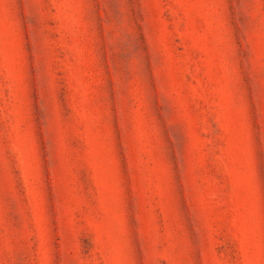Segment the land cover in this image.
Listing matches in <instances>:
<instances>
[{
    "label": "rangeland",
    "instance_id": "obj_1",
    "mask_svg": "<svg viewBox=\"0 0 264 264\" xmlns=\"http://www.w3.org/2000/svg\"><path fill=\"white\" fill-rule=\"evenodd\" d=\"M0 264H264V0H0Z\"/></svg>",
    "mask_w": 264,
    "mask_h": 264
}]
</instances>
